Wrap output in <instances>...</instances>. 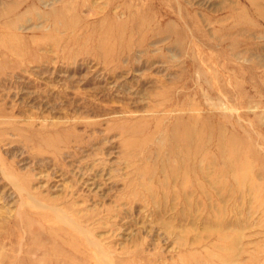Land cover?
<instances>
[{"label":"rangeland","instance_id":"rangeland-1","mask_svg":"<svg viewBox=\"0 0 264 264\" xmlns=\"http://www.w3.org/2000/svg\"><path fill=\"white\" fill-rule=\"evenodd\" d=\"M0 264H264V0H0Z\"/></svg>","mask_w":264,"mask_h":264}]
</instances>
